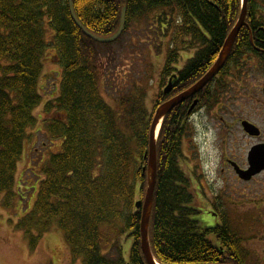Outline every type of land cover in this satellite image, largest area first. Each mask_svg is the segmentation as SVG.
<instances>
[{"label":"trees","instance_id":"trees-1","mask_svg":"<svg viewBox=\"0 0 264 264\" xmlns=\"http://www.w3.org/2000/svg\"><path fill=\"white\" fill-rule=\"evenodd\" d=\"M71 2L80 24L98 36L116 32L125 8L123 33L130 22L149 23L150 15L159 11L161 34L167 35L175 25L176 40H181L199 32L186 25L202 24L210 37L190 67L194 75L181 76L168 96L159 92L150 110L145 91L138 88L120 97L114 109L99 93L96 65L100 48L111 44L96 43L81 32L70 17L69 0H0V195L5 200L17 196L24 208L34 198L18 226H36L44 233L57 220L71 256L80 257L83 264H147L140 247L141 212L131 208L134 196L137 192L142 196L147 183L142 168L151 113L203 75L199 63L224 42L236 22L240 0ZM248 39L241 29L235 47L244 49ZM173 52L169 46L160 70L162 82L176 59ZM48 53L60 70L42 104L39 81ZM41 104L42 117L35 113ZM184 107L179 104L164 116L156 139V184L148 223L152 255L159 264H249L250 252L224 219L206 228L196 219L199 194L180 167ZM39 123L42 128L30 133ZM45 132L49 143L60 141V150L48 159L33 153L30 171L35 178L23 188L31 190V196L22 197L21 186L14 190L18 163L30 136ZM120 223L123 230H116ZM102 225L118 232L119 238L128 232L127 259L120 245L114 258L102 251Z\"/></svg>","mask_w":264,"mask_h":264},{"label":"rangeland","instance_id":"rangeland-1","mask_svg":"<svg viewBox=\"0 0 264 264\" xmlns=\"http://www.w3.org/2000/svg\"><path fill=\"white\" fill-rule=\"evenodd\" d=\"M159 13L156 11L151 14L149 23L130 22L119 41L109 47L100 48L101 54L96 61L99 93L109 107L115 109L119 98L134 88L145 91L144 98L149 110L157 100L160 69L165 62L167 49L172 45L171 31L163 35L158 30L161 27L158 19L163 16L162 14L157 16ZM48 35L51 36V32L48 31ZM59 70L56 61L50 58L48 53L45 56L39 81V91L45 100L49 99L52 84L57 82ZM41 110V107L36 110L37 116H45ZM203 126L204 120L200 117L195 118L193 124L188 123L194 139L191 137L192 134L189 136L195 145L192 146L189 139L185 140L183 154L190 159L181 158L180 166L185 173H191L190 177L195 182L192 188L199 194L197 203L200 209L204 211L210 200L215 202L219 213L222 214L219 222L224 219L238 233L244 247L250 252L249 264H264V206L253 201L255 194L246 184L238 185L234 180L222 183L214 175L206 174L204 177L201 174L199 169L201 155L211 151L209 147L202 145V142L207 141L200 133ZM39 128H42L41 123L37 128L30 130V133ZM49 139V136L38 133L33 134L26 141L15 174L14 190L18 192L21 186L22 197L31 196V190L25 191L23 188H29L35 178L30 171L33 153L40 152L39 155H43L45 159L49 153L60 150V142L54 140V144L52 142L50 144ZM37 171L41 174L42 169L39 168ZM262 195H264L263 191ZM137 199L138 197H134L133 201ZM33 202L34 198L31 201L30 197V201H26L27 207L24 208L17 196L5 200V196L0 195V264H83L80 257L75 259L71 256L57 220H53L44 233L36 226L25 229L18 226L20 219L30 211ZM196 219L200 226L205 228L213 227L216 221L218 222L203 213L197 215ZM21 223L25 224L23 219ZM100 228L102 251L114 258L120 245L123 256L126 257L131 244L128 232L120 234L122 236L119 238L118 232H114L110 226ZM117 229L123 230L121 223L117 225Z\"/></svg>","mask_w":264,"mask_h":264},{"label":"flooded vegetation","instance_id":"flooded-vegetation-1","mask_svg":"<svg viewBox=\"0 0 264 264\" xmlns=\"http://www.w3.org/2000/svg\"><path fill=\"white\" fill-rule=\"evenodd\" d=\"M239 15L240 8L237 19ZM186 27L199 32L188 33L183 39L176 40L175 26L171 28V51L176 54V59L170 66L165 83H159L161 89L171 80L173 88L169 94L181 76L194 75L190 67L194 64L196 53L204 51L207 40L210 41L207 29L202 24H188ZM241 29L247 31L249 38L246 47L239 50L235 47V39L229 53L232 56L229 58L228 55L221 68L198 93L183 102L185 112L182 117L181 151L182 158L190 159L183 154L186 139L192 146L195 145L191 139L194 134L188 123L193 124L195 118H202L204 126L200 133L207 139L202 145L211 151L201 155V174L204 177L206 174L214 175L222 183L234 180L238 185L246 184L255 194L253 201L264 206V0H246ZM196 37H199V41L194 39ZM211 43L214 44L212 40ZM222 45L206 61L205 58L204 62L199 63V70H205L203 75L215 62ZM250 154H253L252 158ZM256 167L260 169L255 171ZM240 172H250L251 176L244 180ZM184 174L193 186L195 182L190 177L191 173ZM202 213L216 220L222 216L212 200L207 202L204 211L196 210V216Z\"/></svg>","mask_w":264,"mask_h":264},{"label":"water","instance_id":"water-1","mask_svg":"<svg viewBox=\"0 0 264 264\" xmlns=\"http://www.w3.org/2000/svg\"><path fill=\"white\" fill-rule=\"evenodd\" d=\"M69 13L74 24L81 30V32L90 38L99 43H111L115 41L122 33L125 26V9L123 8L120 15V23L117 31L109 37H98L88 30H86L76 18L74 13L71 0H69ZM246 13V0H242V5L240 9V15L232 27V29L227 34L221 50L216 58L215 62L208 69V71L198 79L193 85L180 92L176 96L170 98L169 100L161 103L151 115V122L148 132V148L144 154V158L147 160V187L143 200L136 201L134 203L135 208L141 210L140 223H139V234H140V247L141 252L145 258L147 264H157L153 258L152 252L150 250L149 240H148V223L150 216V209L153 200L154 187L156 182V132L159 124L163 120L164 116L167 115L174 107L183 103L188 98L194 96L198 93L216 74V72L221 68L225 59L228 57L233 43L240 31L241 26L243 25L244 17ZM173 88V84L168 81L167 85L163 88V94H168ZM194 105V104H193ZM192 108V107H191ZM190 108V109H191ZM253 154H250L252 158ZM255 169V168H254ZM260 167H256L255 171L259 170ZM251 176L250 172H240V177L244 180H248Z\"/></svg>","mask_w":264,"mask_h":264}]
</instances>
